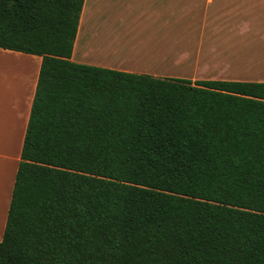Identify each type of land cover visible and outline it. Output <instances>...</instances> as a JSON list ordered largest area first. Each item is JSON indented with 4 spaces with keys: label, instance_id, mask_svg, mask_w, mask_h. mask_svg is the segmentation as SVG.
Here are the masks:
<instances>
[{
    "label": "trees",
    "instance_id": "trees-1",
    "mask_svg": "<svg viewBox=\"0 0 264 264\" xmlns=\"http://www.w3.org/2000/svg\"><path fill=\"white\" fill-rule=\"evenodd\" d=\"M84 0H0L41 58L0 264H264V82L71 61Z\"/></svg>",
    "mask_w": 264,
    "mask_h": 264
},
{
    "label": "crops",
    "instance_id": "crops-1",
    "mask_svg": "<svg viewBox=\"0 0 264 264\" xmlns=\"http://www.w3.org/2000/svg\"><path fill=\"white\" fill-rule=\"evenodd\" d=\"M183 1L84 0L71 61L154 78L196 79L195 72L180 65L181 33L177 25L181 24ZM244 53L240 58L243 67L261 65L257 53L248 48ZM0 58L8 61L0 62L8 71L7 77H0L1 241L41 58L1 48ZM204 81L264 82L216 77Z\"/></svg>",
    "mask_w": 264,
    "mask_h": 264
},
{
    "label": "rangeland",
    "instance_id": "rangeland-1",
    "mask_svg": "<svg viewBox=\"0 0 264 264\" xmlns=\"http://www.w3.org/2000/svg\"><path fill=\"white\" fill-rule=\"evenodd\" d=\"M179 27L180 65L196 73L192 81L210 77L264 81V0H184ZM246 47L257 53L261 65L242 66ZM7 74L0 63V77Z\"/></svg>",
    "mask_w": 264,
    "mask_h": 264
}]
</instances>
